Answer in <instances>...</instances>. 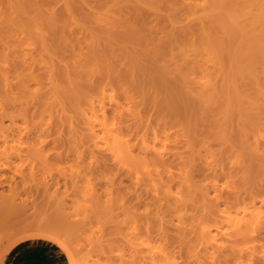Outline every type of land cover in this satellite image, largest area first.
<instances>
[{
  "label": "bare ground",
  "instance_id": "1",
  "mask_svg": "<svg viewBox=\"0 0 264 264\" xmlns=\"http://www.w3.org/2000/svg\"><path fill=\"white\" fill-rule=\"evenodd\" d=\"M35 144L76 160L18 171L74 264H264V0H0V160Z\"/></svg>",
  "mask_w": 264,
  "mask_h": 264
},
{
  "label": "rangeland",
  "instance_id": "2",
  "mask_svg": "<svg viewBox=\"0 0 264 264\" xmlns=\"http://www.w3.org/2000/svg\"><path fill=\"white\" fill-rule=\"evenodd\" d=\"M154 82H156V79L152 83V84H154V86L151 85L153 90H150V91L152 92V94H153V91L155 92V94H157L156 99L159 101L158 103H159L160 109L165 108L167 102L169 101L170 96H172L171 90L167 87L168 84H165L164 81L158 82V80H157L158 83L157 82L154 83ZM155 94H153V95H155ZM11 152L12 151H9V153H11ZM15 152L17 153V151H15ZM15 152H13V154H15ZM66 160H67V163H64L62 160L58 159L55 156L53 151H48L47 148L42 149L40 147V145H36V144L32 145L30 152L27 153V157H25V154L22 153L20 158L15 156L9 162L4 160V159L0 160V167L2 169L1 181L3 182L4 187H6L5 189H7L4 192V193H7L5 195H10V193H13V194L16 193L13 195V197H15V195H16L17 198H20L18 200L22 199V200H27L28 202L33 200L34 203H36L37 206H39V208L37 209L36 212H34L32 215H26L25 217H13V216L5 215V214H0V255L5 253L10 247L16 246L20 242L31 241V240L36 241L37 240V241L46 242L53 249H55V251L58 252L60 260L64 264H74V259H73V255H72L71 250L69 248H67V246L62 241H60L59 239H57L51 235H48L43 230V229H46L45 227H43V226L38 227L37 224L34 223V222H36V220L39 219V217H43V215H44L43 206H42L44 199H43L41 193L35 191L34 187H33L34 191L32 189L26 190V188L32 187V184H29L28 181L31 183H33V182L30 180L26 181L28 184V186H26V184H24L25 181H22L20 179L19 173H18L20 168H24L25 169L24 172H28L30 169H34L38 174L37 175L38 178H40L39 181H47L49 184H51L53 186H56V185L61 186V187H59V189L62 188L60 190H63V187H64L63 186L64 185L63 184V177H62V174H61L59 169L63 165H68L71 163L76 165V160L74 159V157L67 158ZM77 168H79V167H77ZM20 180L24 183H21ZM97 181L99 183H101V180H97ZM9 189H10V191H9ZM108 235L109 234H107L105 236H108ZM110 237L111 236H108V238H110ZM99 240H101V239H99ZM101 241L102 242H99V241L91 242V245H90V243H87L88 241H84L81 243V245L82 244L83 245L78 248L79 250L77 252L79 254V255L77 254V256H78L77 259H78L79 264H82V263L84 264V262L86 264H89L90 262H94L93 259H95V258L99 259L100 261L102 260L101 263L103 262V264H105V261H103L104 258H101L102 257L101 254H103V251L105 252L103 256H106V254H111L110 251H109V253L107 252L108 249L106 250L105 247H107L108 245H111L110 247H112V246L115 247V246H118L119 243L113 242V237L109 240L103 239V237H102ZM87 244H89L90 246L88 245L86 248L85 246ZM92 244H94V245H92ZM83 246L85 249L81 250V248H83ZM91 246H94L95 248H98L99 246H101L100 249L102 251L98 250V251H101V253L98 252V254L101 255V257L99 256V258H98L96 256L98 254H96V251L94 249L88 248V247L91 248ZM107 248H109V247H107ZM111 252H113V251H111ZM116 252H118V251H116ZM116 252H114V253H116ZM23 256L21 257V260H22V258H24L23 261L26 260L27 258H29L28 260L35 262V263H37V262L42 263L45 260L46 261V262L44 261L45 264H52V260L50 258H48L47 256H41L40 255V257H39V255H37L36 253H32L31 255H28L27 258H26V256L25 257H23ZM178 257L181 258V256L178 254V255H176V259L174 261H176L175 263H177L179 261V264H180L181 263L180 260L177 261ZM182 257L183 258H181V259H184V260L186 259L185 256H182ZM38 258L40 259V261L38 260ZM180 258H178V259H180ZM184 260H181V261H184ZM187 261H189V263ZM187 261H184L182 264H194V263L190 262V259ZM135 264H141V263L136 262Z\"/></svg>",
  "mask_w": 264,
  "mask_h": 264
},
{
  "label": "crops",
  "instance_id": "3",
  "mask_svg": "<svg viewBox=\"0 0 264 264\" xmlns=\"http://www.w3.org/2000/svg\"><path fill=\"white\" fill-rule=\"evenodd\" d=\"M32 253H36L37 255L47 256L52 260V264H64L58 255V252L55 251L49 244L43 241H23L17 244L16 246L10 247L5 253L0 255V264H36L35 262L28 261V259L24 260V258ZM29 263H28V262ZM37 264H45L37 263Z\"/></svg>",
  "mask_w": 264,
  "mask_h": 264
}]
</instances>
